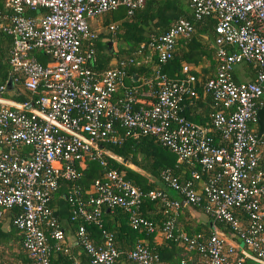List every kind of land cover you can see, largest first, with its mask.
Instances as JSON below:
<instances>
[{"label":"built area","instance_id":"obj_1","mask_svg":"<svg viewBox=\"0 0 264 264\" xmlns=\"http://www.w3.org/2000/svg\"><path fill=\"white\" fill-rule=\"evenodd\" d=\"M145 1L2 0L0 32L10 38L11 83L20 78L21 87L35 98L15 102L5 96V82L0 83V148H5L0 149V215L16 210L11 224L22 235L21 248L29 264H50L42 227L53 240V249L68 256L48 206L61 180L69 183L65 199L71 207L70 221L79 218L99 226L101 209L116 207L127 214L131 230L144 234L158 230L184 253L197 254L166 263L140 242L127 251L114 248L112 235L104 230L95 246L77 225L76 241L88 264H113L121 256L131 264H264V180L257 169L264 141L249 129L256 109L264 106L258 103L264 96V0H184L192 21H212L217 46L213 76L200 85L211 98L207 126L179 115L182 101L196 96L192 68L182 64L176 79L160 72L171 59L176 40L191 34L190 21L175 20L148 43L145 60L153 66L146 82L155 87L148 106H135V88L123 83L124 61L100 72L87 66L95 38L87 20L117 9L129 17ZM33 11V16L25 14ZM115 25L105 30L111 32ZM35 52L46 61L38 62ZM242 62L253 65L254 77L234 82L231 70ZM210 130L217 134L216 141ZM128 135H150L176 161L188 164V180L178 183L163 169L160 182L183 203L199 206L211 221L226 227L239 246L212 227L206 237L177 232L178 199L156 189L142 193L121 172L108 168L103 156L114 157L102 143L117 144ZM85 161H95L103 170L81 193L74 182ZM143 197L162 207L164 219L159 224L137 214ZM236 213L245 215L244 224Z\"/></svg>","mask_w":264,"mask_h":264},{"label":"trees","instance_id":"obj_2","mask_svg":"<svg viewBox=\"0 0 264 264\" xmlns=\"http://www.w3.org/2000/svg\"><path fill=\"white\" fill-rule=\"evenodd\" d=\"M180 6L181 5L179 0H147L142 4L140 8L134 10L132 15L129 17L124 16L123 9H117L116 11L110 12L113 13V15L110 16L109 18L107 17L102 18L101 20L98 21V25L100 28L105 29L109 24L116 23L113 31L108 33L109 34L115 33L114 40L119 41L120 45H118V48L115 51H112L111 49L108 48V45L110 44L112 37L110 36L105 37V42L102 44L101 42H99V37L95 36V38L92 41L93 57L92 60L89 63H87V66L91 70H94L95 72H100L108 68L112 63H116L118 61H124L126 65H125V76L123 79V83L125 84L126 83L124 82L126 81L125 79L129 78L132 74L137 75L139 77L138 80L133 83L131 82V84H133L132 87H134L137 92V89L140 87H137L136 84H143L146 79L150 78V74L152 72L151 68L153 66V62L145 60L146 55H148V53L150 52L148 48V43L151 41L152 38L166 31L167 28L164 26L166 25V23H168L171 20H178V19L188 20L192 24V31L189 37L177 39L178 41L179 40L182 41L185 40L186 42L188 41L187 44L188 50L184 53H181L178 56L177 55L175 56L173 49L171 59L168 60L165 64L160 66V72L164 73L170 79H176L179 77V69L181 66L180 65L181 61L195 64L196 58H198L199 54L206 55L208 58H210L209 60H211L213 49L207 44V42H205V44H201L198 37L200 34H202L205 31L211 32L212 21L209 19H202L200 22L192 21L190 14L186 13V11H183ZM0 11H3V7ZM35 13L36 11L25 12L27 16H33ZM117 31H119L118 34L116 33ZM9 42H10V38L4 33L0 32V83H4L6 82L7 78L12 77V74L8 72L9 68L7 64V50L9 48ZM33 54L38 62L44 63L46 61L45 57L41 53L35 52ZM214 61H215V57H214ZM240 65L241 68L242 67L244 69L246 68L249 71V74L252 76L251 78L254 77L255 68L251 63L242 62L240 63ZM232 70L231 73L233 72ZM194 76L196 75L194 74ZM231 78L234 82H238L234 80L233 73L231 75ZM204 80L205 79H200V80L196 79V82L194 84V89H195V93L197 90H199L201 94L207 95L209 99L210 111L207 114V121L204 124L207 126L209 121L208 115L211 112V98L207 93L203 92L200 88V85ZM150 85L151 86H149V89L154 90L155 92V87L152 82L150 83ZM10 91L11 93L8 95L6 93L5 96L15 102H24L26 100L32 101L33 98H35V95H29L28 92L21 87L20 78L16 79L14 82L11 83ZM185 100H183L182 103ZM182 103H181L179 115L183 116L186 120L191 121L189 118L183 115ZM30 107L33 106L30 105ZM208 134L214 139V141H216L217 134L213 130H210ZM118 136H121V131H118ZM102 147L105 150H107L110 154H112L114 157L123 161L122 164L114 159L103 156V159L106 162V166L108 168H112L118 172H121L123 179L129 182L131 185L135 186L142 193L156 189L163 191L169 197H171L170 194L168 193V191L170 190L166 189L159 180V176H158L159 172L163 169H167L170 172L172 178H174L178 183H183L184 181L189 179V171L191 167H189L187 164L183 162H181L180 164L175 163L176 160L175 156L172 153H170L167 149L161 147L157 143V141L150 135H138L135 138L128 135L125 136L122 139V141H120L117 144L104 142L102 143ZM0 149L2 151H5V148L3 147ZM124 164H130L141 170L143 173H139L137 171L131 170L127 168L126 165ZM186 165L188 167H186ZM192 168L199 171V167L197 165H193ZM102 170L103 169L95 161H85L83 168H81L79 171V176L77 180L74 182L79 187L81 193L87 190L88 185L101 174ZM68 186H69L68 182L61 180L58 181V187L51 196L48 206L52 210L55 208L57 210L58 205L59 206L64 205L65 209L69 210L67 212V219L69 220L71 207L67 203L66 199L64 200L59 196V194H64L65 196H67ZM196 207L200 208L199 206H194V208ZM145 209L151 210L153 214V218H148L146 216ZM12 210L16 212L15 209ZM109 214H113V218L117 221V225H112L107 221H105L106 217ZM137 214L156 224H159L164 219V215L162 213V207L160 206V204L156 200H148L145 197L141 198L140 200V203L137 207ZM236 217L237 218L240 217L242 221H240L239 219L238 220L240 221L241 224H244L245 215L243 213H236ZM70 223H72L76 228L77 225H82L86 237L95 246L101 243V236H100L101 230L110 233L112 235V244L114 248L118 250H121L120 247H123L121 242L119 241L118 235L127 234L126 233L127 230L133 231L127 225V214L121 209L116 207H112V208L103 207L101 209L99 226L93 224H85L79 218L70 221ZM182 224H183L182 222H179V220L175 218L174 227L176 231L183 232L181 230H184L183 233L188 237H192L195 234H201L203 237H206V235L208 234V232L205 233L200 232L199 228H195V227L185 228V226ZM86 227L89 228L86 229ZM89 229L93 233H96L97 238L93 239V241L89 236V231H88ZM13 232L17 233L19 237V248L24 254L21 248V238H22L21 233L12 226L11 229H9V231L6 232V234L7 235L12 234ZM166 242H169L170 244L173 245H177L178 247H180L179 249H181V246L175 242H171V241H166ZM187 254H190L192 256V259L197 257V254L195 252H187ZM1 256L2 255H0V257ZM119 258L120 257H118L115 260V262L119 260ZM68 262L70 264L71 261L68 260ZM79 263L81 264V262Z\"/></svg>","mask_w":264,"mask_h":264},{"label":"crops","instance_id":"obj_3","mask_svg":"<svg viewBox=\"0 0 264 264\" xmlns=\"http://www.w3.org/2000/svg\"><path fill=\"white\" fill-rule=\"evenodd\" d=\"M180 1V7L183 11H186V13L189 14V11L186 7L184 0ZM0 10L2 9V0H0ZM175 20H171L166 25H164L166 28H168ZM199 41L201 44H207L213 49V47L209 44L207 38H206V31L199 35ZM206 40V41H205ZM188 41L185 40H177L174 48L175 56L180 55L181 53H184L188 50L187 48ZM214 52L215 49H213L211 60L206 55L199 54L198 58H196L195 64H191L190 62H184L181 61L180 65L187 64L192 68L193 73L196 75V79H206L208 77H212L214 73L215 68V61H214ZM233 70V78L234 80L238 82L243 81H249L253 78L249 74V71L245 68H241V65H235L232 68ZM231 73V75H232ZM138 76L135 74H132L129 78H126L124 82H126L124 85L133 86L131 82H135L138 80ZM147 80V79H146ZM144 81L143 84H136L137 87H140L137 89V92L135 93V106H148L150 102L153 101V92L154 90H150L148 84ZM141 85V86H140ZM197 90V89H196ZM197 90L196 96L194 98L186 99L182 103V113L185 117L189 118L193 123L198 125H204L207 121V114L210 111L209 108V99L207 95L201 94V92ZM11 91H7V95L10 94ZM121 90H118L116 95H120ZM264 102V96L260 97L258 100V103L261 104ZM261 105H259L260 107ZM249 129L252 133L256 135L257 131V123L255 119L253 118V121L249 124ZM262 141H264V134L258 136ZM107 151V150H106ZM108 152V151H107ZM109 155L114 157L112 154L108 152ZM116 158V157H114ZM118 159V158H117ZM115 160V159H114ZM175 163L180 164L181 162L176 161ZM186 164V163H185ZM188 165V164H187ZM186 165V167H188ZM126 167L137 171L139 173H143L138 168L126 164ZM190 167V166H189ZM257 169L261 171L262 177L264 180V150L258 151V159H257ZM171 198H176L179 200L180 208L176 213V218L179 220V222H182L185 226V228H199L200 232H208L210 228L212 227L220 236L224 237L228 242L234 243L236 246H239V244L233 239V237L230 235L227 228L224 226L211 221L209 216L204 214L200 208L194 206H189L181 201L179 197H177L173 192L168 191ZM61 198L65 200L64 194H59ZM52 210V209H51ZM69 210L65 209V206H59L52 210V213L54 212L53 218L57 222L60 230L62 231V240L64 245L68 248L67 255L62 253L61 251H57L53 249V240L49 237V233L46 228L42 227V230L44 231L45 238H46V244L49 248V263L50 264H69L68 260L75 259L78 262L88 264L87 257L85 254H83L81 248L77 244L76 237H75V231L76 227L70 223V221L67 219V212ZM14 210L4 211L0 215V264H29L28 260L25 256V254L22 253V251L19 248V237L16 232H13L12 234H6L9 229H11V219L14 215ZM145 214L148 218H153V214L151 210L145 209ZM240 221L242 219L238 217ZM105 221L112 225H117V221L113 218V214H109ZM89 227H86V229ZM194 228V229H195ZM13 230V229H12ZM127 230V229H126ZM14 231V230H13ZM89 236L92 239H96V233H93L90 229ZM184 232V230H181ZM127 234H119L118 238L121 242L123 247H120L121 250L127 251L131 245H133L135 242H140L144 244L146 247L153 249L161 258V260L168 262V263H177V261L183 257V256H191L190 254L184 253L182 249H179L177 245L170 244L169 242H166L163 238L160 232L157 230L151 234H144L134 231L127 230ZM2 237V238H1ZM66 257H69L66 258ZM192 257V256H191ZM114 264H131L128 260H126L123 256L119 258Z\"/></svg>","mask_w":264,"mask_h":264},{"label":"rangeland","instance_id":"obj_4","mask_svg":"<svg viewBox=\"0 0 264 264\" xmlns=\"http://www.w3.org/2000/svg\"><path fill=\"white\" fill-rule=\"evenodd\" d=\"M112 15H113V13H110V12L101 14L98 17L88 19L87 24H88L90 30L94 33V35L99 37V42H101L102 44L105 42V37H109V36L112 37L111 42L108 45V48L111 49L112 51H115L118 48V45H120L119 41L114 40L115 39V33L109 34L104 28H100L98 25L99 20H101L104 17L109 18ZM116 33L118 34L119 31H117ZM143 33H145V32H143ZM114 159L123 164V162L120 159H117V158H114ZM124 165H126V164H124Z\"/></svg>","mask_w":264,"mask_h":264},{"label":"water","instance_id":"obj_5","mask_svg":"<svg viewBox=\"0 0 264 264\" xmlns=\"http://www.w3.org/2000/svg\"><path fill=\"white\" fill-rule=\"evenodd\" d=\"M206 38L209 44L213 47V49H217V46L213 42L212 34L209 31H206ZM5 89L8 91L11 89V81L10 78H7L5 82ZM254 119L257 123V131L256 136H260L264 134V106H260L256 109L254 114ZM123 162V161H122ZM54 215V212L52 213Z\"/></svg>","mask_w":264,"mask_h":264}]
</instances>
